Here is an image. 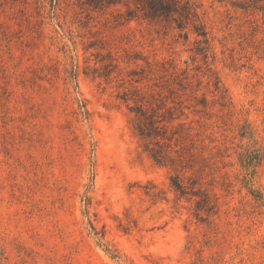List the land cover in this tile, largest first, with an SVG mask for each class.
Wrapping results in <instances>:
<instances>
[{"label": "rangeland", "instance_id": "obj_1", "mask_svg": "<svg viewBox=\"0 0 264 264\" xmlns=\"http://www.w3.org/2000/svg\"><path fill=\"white\" fill-rule=\"evenodd\" d=\"M177 1L0 0V264H264V0Z\"/></svg>", "mask_w": 264, "mask_h": 264}, {"label": "trees", "instance_id": "obj_2", "mask_svg": "<svg viewBox=\"0 0 264 264\" xmlns=\"http://www.w3.org/2000/svg\"><path fill=\"white\" fill-rule=\"evenodd\" d=\"M143 4V14L148 16L150 13H154L158 17H164L166 19L175 20V14H178L180 18L189 19L190 16H197L194 8L188 3H180L177 0H141ZM180 24V23H178ZM200 26V24H199ZM198 25L193 23L194 31L197 35H201L204 41L207 42V32L201 29ZM202 26V25H201ZM183 27V25H178Z\"/></svg>", "mask_w": 264, "mask_h": 264}]
</instances>
